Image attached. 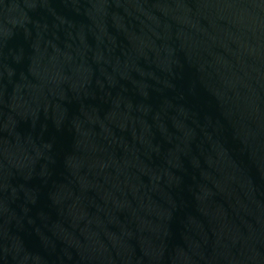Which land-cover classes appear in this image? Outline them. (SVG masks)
<instances>
[{"label": "water", "instance_id": "1", "mask_svg": "<svg viewBox=\"0 0 264 264\" xmlns=\"http://www.w3.org/2000/svg\"><path fill=\"white\" fill-rule=\"evenodd\" d=\"M0 264H264V0H0Z\"/></svg>", "mask_w": 264, "mask_h": 264}]
</instances>
